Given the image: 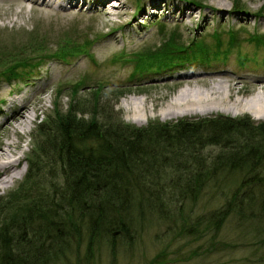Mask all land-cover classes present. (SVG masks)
Listing matches in <instances>:
<instances>
[{"label":"rangeland","instance_id":"rangeland-1","mask_svg":"<svg viewBox=\"0 0 264 264\" xmlns=\"http://www.w3.org/2000/svg\"><path fill=\"white\" fill-rule=\"evenodd\" d=\"M58 1L62 3L60 8L46 5L43 0H0V109L19 100L26 103L25 113L31 118L26 128L18 124L22 119L19 117L0 125V146L7 141L19 142L14 157L24 156L21 175L0 187V205H5L8 197L13 201L18 198L15 203L23 205V188L31 190V197L44 192L57 199L55 189L61 191L66 184L59 156L53 161L52 156L47 159L39 155L38 168L32 162L39 154L37 147L42 139L38 124L48 123V118L64 115L70 108L83 119L96 115L98 122L119 120L139 127L155 120L168 122L217 114L264 121L247 111L236 115L221 110L169 115L167 108L183 88L191 94L198 91L200 96L212 97L208 103L196 104L199 110L223 105L221 96L229 95L232 103L258 91L264 103V49L248 40L255 33L264 35V0ZM169 33L183 42L206 36L208 44L215 43L213 35H221L222 47L227 45V34L235 33L240 45L231 48L225 58L209 63L194 60L131 75V60L137 54L130 61L124 59L134 52L156 49ZM66 40L83 42L85 53L72 52L61 45ZM42 46L50 53L61 48L60 52L68 57L64 61L57 57L45 60L29 77L6 79L7 67L14 59H33L43 53ZM241 54L246 55L244 62ZM80 81L84 83L77 91L72 90ZM4 118L1 116L0 122ZM136 118L141 120L135 122ZM53 124L54 121L50 125ZM35 188L38 192L33 193ZM197 196L184 204L167 203L164 212L140 198L116 206L123 214L120 220L124 232L112 237L111 232H103L90 240L81 228L67 235L69 244L63 257H56L52 264H264V213L250 208L240 215L228 214L214 232L207 224L208 217L223 205L224 194L208 189ZM42 223L36 222V227ZM112 227L117 230L114 224Z\"/></svg>","mask_w":264,"mask_h":264},{"label":"trees","instance_id":"trees-1","mask_svg":"<svg viewBox=\"0 0 264 264\" xmlns=\"http://www.w3.org/2000/svg\"><path fill=\"white\" fill-rule=\"evenodd\" d=\"M160 29L164 35V25ZM171 35L164 37L156 49L134 52L125 58L130 61L137 54L131 60V75L194 60L206 63L225 58L231 48L240 45L235 33L227 34L225 47L221 35H213L214 44H208L206 36L183 42ZM248 40L264 49L263 34L255 33ZM61 42L72 52L85 53L83 42ZM45 48L42 46L43 53L33 59H14L7 67L6 79L28 76L46 59L64 61L68 57L60 52L61 48L55 53ZM241 56L244 62L246 55ZM82 83H75L72 90L77 91ZM95 116L83 119L70 108L64 115H53L48 123L38 124L42 139L32 163L38 168L39 155L47 159L52 156L53 161L59 156L66 184L61 191L55 189L57 199L44 192L31 197V190L23 188V205H17L18 198L13 201L12 197L0 205V264H52L56 257H63L69 244L67 235L81 228L90 240L103 232H111L110 237L122 233L123 214L117 207L135 198L164 212L167 203L184 204L208 189L224 194L223 205L208 217L207 224L214 232L228 214L240 215L250 208L264 213V121L217 114L168 122L155 120L139 127L119 120L98 122ZM42 162L52 166L47 160ZM28 177L30 180L31 175ZM38 221L43 223L36 227Z\"/></svg>","mask_w":264,"mask_h":264},{"label":"bare ground","instance_id":"bare-ground-1","mask_svg":"<svg viewBox=\"0 0 264 264\" xmlns=\"http://www.w3.org/2000/svg\"><path fill=\"white\" fill-rule=\"evenodd\" d=\"M44 3L48 5L49 3H53L58 7H62V3H60L59 1L57 2V0H47V2L44 1ZM114 4L115 2H113L111 6H114ZM184 81L190 80L186 79ZM187 89L188 88L181 89L177 93V95L173 97L171 101H169L167 107L168 114L170 113L169 115H178L180 113L188 114L192 112H201L204 114L214 110H221L225 113L236 115L239 112L247 111L256 119H264V103L261 102V91H258L248 99L236 98L232 103H230V100L228 99L229 95L221 96L219 97V101L221 103H224L223 105H211L205 109L199 110L195 107V105L201 102L208 103L209 100L212 99V97H209V95L207 94L205 96H200L198 94V91H195L194 94H191ZM180 107H184L183 110L175 111V108ZM27 109L28 107L26 106V103H20L19 100L16 102V104L11 103L9 105H5V107L0 109V117L5 115L6 118H4V122H0V125H8L12 120H18L19 117L22 119L18 124L23 125V128L28 127L31 118L25 113V111L28 112ZM135 120V122H138L141 119L136 118ZM19 148L20 143L14 141H7L5 145H3V147L0 146V187L7 186L11 182L17 180L18 176L22 173L21 163L24 159V156L18 155L14 157L15 152H17Z\"/></svg>","mask_w":264,"mask_h":264}]
</instances>
